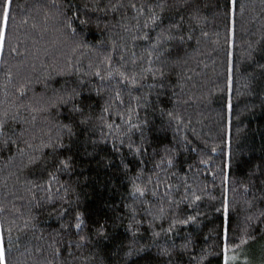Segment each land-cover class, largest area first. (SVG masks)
<instances>
[{
	"label": "trees",
	"instance_id": "16d2710c",
	"mask_svg": "<svg viewBox=\"0 0 264 264\" xmlns=\"http://www.w3.org/2000/svg\"><path fill=\"white\" fill-rule=\"evenodd\" d=\"M225 2L12 0L0 54V119L7 121L0 129V236L8 264H222L225 187L228 251L264 236V3L237 0L225 186ZM85 18L91 22L81 25ZM161 67L163 77L143 71ZM117 70L138 83H121ZM73 89L72 102L58 103ZM137 176L143 197L132 195ZM188 216L195 220L173 224Z\"/></svg>",
	"mask_w": 264,
	"mask_h": 264
},
{
	"label": "snow or ice",
	"instance_id": "6c2138e0",
	"mask_svg": "<svg viewBox=\"0 0 264 264\" xmlns=\"http://www.w3.org/2000/svg\"><path fill=\"white\" fill-rule=\"evenodd\" d=\"M11 2L12 0H5L4 4H3V8L2 11H0V54L3 53L4 50V45L6 42V38H7V27H8V22L10 19V7H11ZM262 3H264V0H262ZM87 7V6H86ZM99 7V6H97ZM133 7H135V5H133ZM193 8L196 9V11H198V5H193ZM222 7L224 8V16H225V20H226V27H225V39H224V43L226 45V49H225V85L224 87L220 88L219 91H221L222 93H224V99H225V103L222 106V111H221V128H220V144L221 145H226L227 148L229 149L227 155L229 157V161L228 162H224L221 166V174L223 177V182L225 184V186L227 185L228 182V172L226 171V169L230 168V157H231V117H232V91H233V73L235 70V63H234V49L236 47V21H235V15H236V7H237V0H226L225 4L222 5ZM242 9V6H241ZM101 11H103V9H99ZM158 19V17L156 15H152L150 17V21L151 22H155ZM200 19V17L198 15H196L195 12H193L192 14V20L195 22H198ZM24 23H27V21H23ZM90 19L85 18V19H81L79 21V23L81 25H88L90 23ZM65 24L66 27L71 29V35H75L76 34V29L73 27L72 22L70 19L65 20ZM145 27H147V24H145ZM204 35H207V33H204ZM145 39H148L147 36L144 37ZM165 39H173L174 37L171 36V34H169L168 36L164 37ZM188 39L191 40L192 37L188 36ZM179 40L181 42L184 41V37L183 36H179ZM155 47V46H154ZM251 47V45H249V48ZM13 51H15L16 49H12ZM181 49H177L176 52V60L173 61V63H177L179 61L180 55H181ZM134 55V54H133ZM249 56H251V53H248ZM149 56L151 57V53H149ZM151 63V60H150ZM118 71V74L121 78L120 82L124 83L127 82L128 84H131L133 86H135L138 81L136 78V75L133 74L131 77H129L128 74H126L123 71ZM144 72H151L153 78L156 77V74L159 73V75L161 77L164 76V71L163 68H157L154 71L149 68V69H144ZM96 76H100V72L97 71L95 73ZM108 76L111 77L112 76V72L110 71L108 73ZM143 78V76H142ZM101 79H104V77H101ZM161 87H163V85H161ZM23 95V93H22ZM78 95V93L76 92L75 89L72 90V92H68L65 93L63 95H59L57 100L58 103L60 104H67L73 101L74 96ZM116 99L120 100V92L118 91L116 93ZM121 103H123L122 100H120ZM54 106V105H53ZM72 109L73 111H79L80 109L78 108V106L73 103L72 104ZM45 109L42 108H32V111H42ZM108 109L105 108L104 111H107ZM131 108L129 109V112H131ZM120 118L123 119V114H119ZM169 117H172L173 114L171 112L168 113ZM4 117L8 116L7 112L3 113ZM176 118V117H173ZM13 119H15V117H13ZM35 119V117H33V120ZM6 119H0V129H3L5 127L6 124ZM83 122V121H82ZM109 127V129H111L113 127V125L109 124L107 125ZM63 127L67 128L69 131V134H71V128L68 125H64ZM119 127V126H117ZM133 128L139 130V125H130L129 127V131H131ZM121 143H123V141H121ZM29 147H32V145H28ZM46 146H50L53 149H55L56 147H59L60 145L57 143H50L49 145ZM218 145H214L211 148V151L213 153L217 152L218 150ZM129 148H132V144H129ZM221 152L224 151L223 148L219 149ZM135 151L137 153L140 152L139 147H137L135 149ZM193 151H195V149H193ZM30 163H33L34 161L30 158ZM61 163H64L63 161H61ZM169 164L172 163L171 160L168 161ZM201 163H207V160H201ZM65 167H67V164H65ZM127 167V165H126ZM136 179H139V177L137 176L136 178H134L133 183H132V195L135 197L137 194H139L140 196H145L147 189L146 187H141L139 184H137L135 182ZM156 193L153 191L152 195L154 196ZM194 199L199 200L200 197L199 196H194ZM221 207L223 209V223L221 225V237H222V251L224 253V264H229V256H228V249H229V242H230V221H229V202H228V198H227V187H225V195L223 197L222 200V204ZM2 210V209H0ZM218 212L221 210L220 208L216 209ZM161 217L163 216L164 213V209L163 207H161L159 209ZM151 215V212L149 213ZM261 216H264V212H261ZM248 219H252L251 216L248 217ZM195 217L193 216H188L186 219L184 220H179V221H173V224L175 223H180V224H188L189 221H194ZM77 224L76 227L79 228L82 224V221L80 220V216L79 214H77ZM132 225H129V228L131 229ZM162 231H165L164 229H162ZM168 232L172 231V225L169 226V228L166 230ZM154 236H159L160 233L159 232H154L153 233ZM83 239V237H82ZM242 243L244 241H241ZM183 247H187V245L185 244ZM140 251H143V248L140 249ZM167 250L166 249H161V253H165ZM126 255H128L129 257L133 255V250L130 248L129 251L126 253ZM0 264H8L7 258H6V254H5V248L3 246V240H2V236H0Z\"/></svg>",
	"mask_w": 264,
	"mask_h": 264
},
{
	"label": "rangeland",
	"instance_id": "374dc122",
	"mask_svg": "<svg viewBox=\"0 0 264 264\" xmlns=\"http://www.w3.org/2000/svg\"><path fill=\"white\" fill-rule=\"evenodd\" d=\"M228 256L229 264H264V236L239 250H229ZM222 264H224V258Z\"/></svg>",
	"mask_w": 264,
	"mask_h": 264
}]
</instances>
